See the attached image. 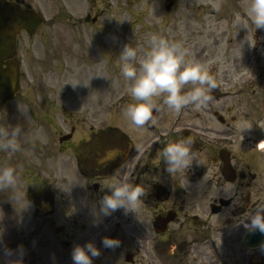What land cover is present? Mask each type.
Returning <instances> with one entry per match:
<instances>
[{
	"label": "flooded vegetation",
	"instance_id": "obj_1",
	"mask_svg": "<svg viewBox=\"0 0 264 264\" xmlns=\"http://www.w3.org/2000/svg\"><path fill=\"white\" fill-rule=\"evenodd\" d=\"M25 78L30 79L26 71ZM218 94L203 106L204 111L214 102L216 118L198 122L153 118L136 126L122 118L120 125L110 126L109 118L97 113L76 118L70 107L47 118H25L34 127L16 137L20 149H0V167H13L15 176L22 175L24 230L8 242L11 216L0 212V248L22 245L29 250L30 226L37 225L34 234H39L49 217L59 220L56 234L65 237L66 250L73 242L99 238L102 264H264L259 247L264 233L234 223L264 208V118L255 120V131L242 128L241 118L232 115L234 106L225 105L230 95ZM179 140L192 142L195 161L170 177L161 154L166 143ZM46 163L52 166V179L43 176ZM125 176L145 188L139 209L144 222L119 209L95 225L92 209L107 192L102 184ZM15 189H0V211L22 198L13 195ZM105 236L119 238L120 245L104 248Z\"/></svg>",
	"mask_w": 264,
	"mask_h": 264
},
{
	"label": "rangeland",
	"instance_id": "obj_2",
	"mask_svg": "<svg viewBox=\"0 0 264 264\" xmlns=\"http://www.w3.org/2000/svg\"><path fill=\"white\" fill-rule=\"evenodd\" d=\"M19 1L41 12L45 22L35 35L23 33L19 39L22 71L30 79H23L21 96L0 109V127L10 130L13 125L24 132L34 127L25 118H47L69 107L76 118L97 113L98 118H109L110 125H120L127 118V106L137 102L129 94L131 82L120 72V52L129 43L142 57L153 34L179 43L186 59L200 62L213 73L220 90L212 89L209 94L230 95L225 105L234 106L232 115L241 118L240 124L255 131V120L264 118V28L256 31L246 16L248 0ZM170 2L174 6L168 11ZM160 102L156 118H194L196 122L216 118L214 102L204 111L188 104L178 113L169 109L163 97L154 98L155 106ZM222 113L231 118L225 110ZM43 170V176L52 179V166L46 163ZM18 175L13 195L22 198L0 211L2 216L6 212L11 216L8 242H15V234L24 230L20 202L26 192L22 175ZM58 222L47 217L39 234H34L38 226L31 225L29 250L22 245L7 251L0 248V264H73L72 250L81 242H73L66 250L65 237L56 234ZM99 240L93 241L97 244ZM94 264H102V253Z\"/></svg>",
	"mask_w": 264,
	"mask_h": 264
},
{
	"label": "clouds",
	"instance_id": "obj_3",
	"mask_svg": "<svg viewBox=\"0 0 264 264\" xmlns=\"http://www.w3.org/2000/svg\"><path fill=\"white\" fill-rule=\"evenodd\" d=\"M245 13L256 31L264 28V0H248ZM120 59V72L131 82L129 94L137 101L127 106L125 116L136 126H143L152 120L155 97H163L169 109L178 113L188 104L206 106L212 99L210 91L218 87L216 79L200 62L186 59L179 43L171 42L159 34L150 37L142 57L137 48L128 43L122 48ZM20 131L18 127L10 130L0 127V138L3 140L0 149L18 151L20 145L16 137ZM191 143L185 140L169 141L163 147L161 155L164 171L170 177L192 167L195 158ZM15 181L13 167H0V189L13 186ZM103 189H107V192L98 201V206L92 209L95 225L98 226L104 217L111 216L119 209H123L125 214L134 213L138 220L144 222L139 215L142 198L147 195L143 185L132 183L125 176L102 184ZM234 223L236 227L243 226L248 232L264 233V208H258L254 214ZM120 243L119 238L112 236H105L102 240L104 248L118 247ZM259 247L264 249V244ZM101 251L93 240L77 244L72 250L73 264H94V258L99 257Z\"/></svg>",
	"mask_w": 264,
	"mask_h": 264
},
{
	"label": "water",
	"instance_id": "obj_4",
	"mask_svg": "<svg viewBox=\"0 0 264 264\" xmlns=\"http://www.w3.org/2000/svg\"><path fill=\"white\" fill-rule=\"evenodd\" d=\"M172 4L168 5L170 9ZM44 18L33 8L15 0H0V108L21 89V70L16 57H11L17 38L23 30L34 34ZM8 58V59H7ZM158 107L152 110V118Z\"/></svg>",
	"mask_w": 264,
	"mask_h": 264
}]
</instances>
